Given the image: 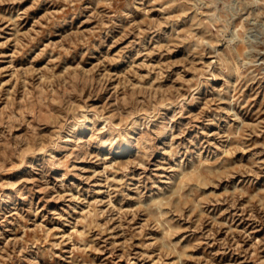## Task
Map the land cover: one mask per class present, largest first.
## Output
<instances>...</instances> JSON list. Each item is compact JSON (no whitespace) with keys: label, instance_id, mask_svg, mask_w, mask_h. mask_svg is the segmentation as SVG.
<instances>
[{"label":"rangeland","instance_id":"1","mask_svg":"<svg viewBox=\"0 0 264 264\" xmlns=\"http://www.w3.org/2000/svg\"><path fill=\"white\" fill-rule=\"evenodd\" d=\"M0 264H264V0H0Z\"/></svg>","mask_w":264,"mask_h":264}]
</instances>
